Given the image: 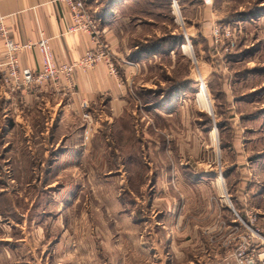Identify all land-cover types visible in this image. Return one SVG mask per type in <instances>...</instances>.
Returning a JSON list of instances; mask_svg holds the SVG:
<instances>
[{"label":"rangeland","instance_id":"1","mask_svg":"<svg viewBox=\"0 0 264 264\" xmlns=\"http://www.w3.org/2000/svg\"><path fill=\"white\" fill-rule=\"evenodd\" d=\"M209 1H212L209 3L213 12H221L218 21L228 23L211 22L212 15L201 14L202 9L196 11L191 4L182 7L175 1L178 9L173 4L174 20L178 32L186 39L185 44L189 43L188 49L183 47L180 52L171 53L169 61L165 63L166 70L158 68L160 58L153 61L154 64L150 65L151 75L144 77L148 80L144 82V87L154 91L160 85L164 88L172 85L166 78H176L177 81L189 76L193 78L192 87L198 91L193 94L187 91L180 93L171 112L156 113V107L147 111L146 104L135 92L129 99V106L117 119L103 116L94 122L93 117L91 124L94 126L95 123V128L86 127L88 122L85 120L75 119L77 122L74 125L77 127L71 128V135L57 142L58 146L56 142L54 144L57 148L65 146L66 153L52 170L28 179L31 184L22 187L21 194L27 189L26 198L19 202L22 206L16 211L11 198L0 202V264H123V261L140 264L144 248L150 246L145 241L146 233L148 229L154 230L149 219L162 216L164 209H167L164 205L168 206V202L174 198L187 204L183 211L194 216L205 215L201 202L206 199L216 205L212 210V214L216 215L220 209L228 210L220 206L221 203L225 205L221 195L226 190L238 212L241 210L238 204L246 199L254 212L264 213V156L256 154L257 150L264 153V132L257 137V131H264V126L260 128L257 121L243 120L238 116L240 112L256 116L255 111L264 108L261 105L264 102V83L260 84L264 75V15L253 20L229 16L234 10H247L257 0ZM191 2L208 4L206 0ZM225 2L228 3L226 7ZM191 26L192 30L189 28ZM194 26L199 34L192 38L190 35L194 33ZM217 26H221V30L229 27L234 32L231 38L218 45L214 43L212 35L213 28ZM199 27L205 31L207 38L200 33ZM156 32L160 34L159 30ZM191 39L198 40L196 55ZM198 45L202 49V57H198ZM252 49L253 53L249 51ZM245 51L250 53L243 55ZM213 52L220 53L231 77L236 71L243 75V68H257V73L249 75L246 84L242 83L244 79L237 80V83L228 76L229 84L235 85V94L241 90L246 94L257 90L258 94L248 95L245 100L253 99L252 102L236 106L235 111L231 103H227L228 95H223L221 103H224L225 109L220 118L215 115L217 101L207 88L212 75H207L205 65ZM229 54L233 61H228L227 57L224 59L223 56ZM187 58L190 60L188 64ZM216 64L213 65L217 71L213 78V93L221 91V82L223 84L220 75L222 69H217ZM164 71L167 75L163 79L164 75L160 73ZM203 83L211 110L205 106L200 92ZM245 87L255 89L249 92ZM160 99L161 96L152 99L151 105L158 104ZM205 116L210 117V130V126L205 124ZM225 118L229 131L217 127L215 130L213 123ZM232 124L237 127L232 128ZM57 131L56 140L62 129ZM243 134L250 138L245 143L246 153H240L241 147L233 143L234 135ZM229 137H232L230 144L235 155V150H240L235 159L230 158L232 151L228 153L222 147L223 141L226 144ZM246 155L248 160H244ZM172 165L174 175L177 172L181 183L190 184V187L182 190L175 176L169 180L164 173L160 177L159 170ZM186 173L193 174L192 178L186 177ZM220 173V177H223L221 181L218 180ZM224 173L227 174L226 178ZM249 177L252 179L245 190L251 189V192L240 195L241 187L244 188V181ZM158 179L161 184L159 188L155 186ZM197 180L198 184H195ZM165 183L169 189L164 192ZM174 185L181 191L177 190L178 197L174 195ZM150 199V209L147 210ZM194 201L198 202V208H192ZM18 213H23L24 217H19ZM223 215L230 219L234 217L231 211ZM260 223L263 221L260 220Z\"/></svg>","mask_w":264,"mask_h":264},{"label":"crops","instance_id":"2","mask_svg":"<svg viewBox=\"0 0 264 264\" xmlns=\"http://www.w3.org/2000/svg\"><path fill=\"white\" fill-rule=\"evenodd\" d=\"M83 1L88 12L98 18L97 27L110 50L115 73H109L107 65L100 62L86 71L75 68L72 76V89L66 88V81L63 78L57 85L43 83L41 85L32 84L29 87L12 88L4 81L5 47L4 38L0 34V192L5 193V197L3 200L0 199V202H4L6 198H11L14 200L12 205L16 211L18 207L22 206L19 204L20 200L26 198L27 189L23 190L24 197V193L21 194V192L22 187L31 184L28 179L38 173H47L52 170L58 160L66 153L64 151L65 146V148L63 146L57 148L54 144L56 142L55 145H57V142H62L64 137L67 139L71 135L72 127H77L74 125L75 122L82 119L88 122L86 127L93 128L95 126V123L94 126L91 124L93 117L94 122L99 121L103 116H106L107 119H117L129 106V99L133 93L141 90V92L153 91L144 87V82H148L144 77L149 75L150 65L154 64L153 61L158 60L159 57L151 58V55L134 54L136 46L132 39L135 38L136 33L142 30L140 22L131 25L132 20L129 11L133 8L135 1ZM210 3L199 5L189 2L187 5L186 3L183 4L182 7L191 4L196 11L202 9L201 14L212 15L211 22H217L218 18H221L219 17L221 12H216V10L213 12ZM227 5L228 3L225 2L224 6ZM125 9L127 13L123 15ZM0 18L7 28L9 38L19 44L35 43L42 35L48 37L56 63H72L93 46L89 34L67 32V27L72 23V19L68 6L59 0H0ZM147 22H151V20H147ZM189 28L192 30V26ZM193 30V35H190L192 38L199 34L197 27L194 26ZM200 33L206 37L205 31L200 29ZM198 54V57L203 56L200 45H198ZM40 62L41 56L36 47L25 48L18 53V65L21 69L27 68L32 73H36L40 68ZM215 63H217L215 66L217 69H222V73H220L223 81V84L221 82V92L228 95L227 102L231 103V108L235 111L236 106L243 104L235 99L247 92L241 90L235 94L233 90L235 85L229 84L230 72L225 68L220 53L216 52L210 55L205 65L207 75H212L207 84L217 74L213 67ZM262 76L263 82L260 84L264 83V75ZM192 79L188 76L183 81ZM234 82L238 83L239 81ZM242 83L246 84V79ZM245 89L250 92L255 87H245ZM160 96L162 99L159 101V106L153 108L154 111L157 109L159 113L162 111L171 112L173 104H176L174 102L179 99V95H176L170 102L163 94ZM261 105L264 107V102ZM159 108L161 111H158ZM150 110L147 109V111ZM85 114L88 116L87 118L84 117ZM238 116L241 117L240 114ZM248 121H257V125L261 128L264 126V114L257 116V119ZM231 126L232 128L237 127L236 124ZM58 129H62V133L56 140L55 134ZM64 129L67 130L64 131ZM263 132L262 129H259L257 137ZM249 139L244 134L242 136L234 135L233 143H237L242 150L240 152L234 148L236 155L232 151L230 158L235 159L236 156H239V152L246 153L244 147H246L245 143ZM260 154L264 156L263 152L257 150V156ZM244 160H248L247 155ZM174 169L172 165L159 170L160 177L165 173L169 180L173 179L175 176ZM180 169L182 168L180 167ZM176 174L175 177L181 184L179 186L182 190L190 187V184L181 183L180 176L177 172ZM180 175L182 176V174ZM186 175L189 178L193 176L190 173H186ZM220 176H222L221 173ZM250 176L252 175L250 174ZM251 179V177L246 178L244 188L241 187L240 195L250 194L251 189L246 191L245 186ZM186 180L189 183L187 178ZM198 181L195 184H198ZM155 183V186L161 187L159 179ZM167 185L166 183L163 185L162 190L164 192L169 189ZM175 188L173 189L174 195L178 197L177 190L178 192L181 191L176 186ZM150 201L151 199L148 201L147 210L150 209ZM185 205L187 204L174 198L173 201L168 202V206L164 205V208L167 207V209H164L162 216H159L158 219H149L154 230L148 229L146 233L145 241H148L150 246L144 248L140 264H211L228 255L230 248L223 244L224 238L230 231L228 227L232 224V219L223 215L224 212H230L228 207L221 203L220 206H224L228 210L220 209L218 214L213 215L212 210L216 205L210 204V201L205 199L201 202V207L205 209L203 210L205 215L194 216L183 211ZM238 205L241 206L239 211L242 212L241 215H244V211L247 209H251L246 199ZM192 208H198L197 201L192 203ZM258 214L259 223L262 220L263 223L260 224L263 225L264 213L258 212ZM18 216L23 218L24 214L18 213ZM123 264L134 263L123 261Z\"/></svg>","mask_w":264,"mask_h":264},{"label":"built area","instance_id":"3","mask_svg":"<svg viewBox=\"0 0 264 264\" xmlns=\"http://www.w3.org/2000/svg\"><path fill=\"white\" fill-rule=\"evenodd\" d=\"M59 1L65 3L70 11L72 23L67 27V32L89 34L93 46L72 63H56L48 37L42 35L35 43L19 44L9 38L7 28L0 18V34L4 38L5 47L3 76L5 83L12 88L43 83L57 85L63 78L66 81V88L72 89V76L75 68L86 71L100 62L107 65L109 73H115L110 50L97 27L98 18L88 12L83 0ZM206 2L210 1L206 0ZM173 4L177 8L175 1ZM220 27L213 28V41L216 45L223 44L226 38H231L234 34L229 27H223L222 30ZM31 47H36L41 56L40 68L36 73H32L27 68L21 69L18 65V53ZM84 117L88 116L85 114ZM221 199L234 216L232 224L228 227L230 231L223 240V244L230 249L226 257L211 264H264V224L259 223L258 212L247 209L244 211V215H241L234 208L226 190L222 193Z\"/></svg>","mask_w":264,"mask_h":264},{"label":"trees","instance_id":"4","mask_svg":"<svg viewBox=\"0 0 264 264\" xmlns=\"http://www.w3.org/2000/svg\"><path fill=\"white\" fill-rule=\"evenodd\" d=\"M133 8L129 11L131 14V25L136 24L140 22L142 24V30L139 33H136V36L132 41L135 44L134 48V54H146V55H151V58H154L158 56L161 60V63L158 65V68L161 70H166L165 69V63L169 61L171 53H178L183 49V45L185 44L186 39L184 38L183 35H181L178 32V28L176 27V22L174 20V9H173V3L174 0H134ZM178 5H183L185 3H189L192 0H175ZM254 7V8H253ZM235 12L229 15L230 17H233L234 19H246V20H253L255 17L257 18L260 15H264V0H257V3L255 5L249 7L247 10L244 9V11L240 10H234ZM127 13V10H124L123 15ZM228 16V17H229ZM139 20V21H138ZM147 20H151V22H147ZM223 21L224 23H228L225 20H219L218 22L221 23ZM228 21V20H227ZM156 30H159L160 34L156 32ZM202 40V39H201ZM193 45V51L196 55L197 52V44L198 40L195 41L194 39H191ZM205 41V40H202ZM196 46V47H195ZM254 49L249 50L251 53H253ZM249 51H245L243 55H248L250 53ZM186 56V55H183ZM230 54L225 55L224 59L227 57L228 61H233L230 58ZM188 59V58H187ZM190 62L188 59L187 64ZM235 62V61H234ZM157 65H155L156 67ZM151 68V67H150ZM152 69H150L151 71ZM242 73H237V71L234 73L232 80L237 81L240 79H247L249 75L257 73V68H252V69H242ZM240 72V71H238ZM149 75H151V72H149ZM160 75H164L163 79L165 78V75H167L166 71L164 73H160ZM220 78V77H219ZM181 79L176 78H170L166 81L170 82L169 87H159V89H156L154 91H149L148 93L144 92H137L136 95L137 97L141 98L146 104V109H153L157 106H159V103L156 105H151L152 99H157L160 97V95L164 94L165 98L167 101L173 100L176 95H179L180 93H184V91H187V93H196L198 89H195L192 87L193 80H186V81H180ZM213 80L207 84V87L211 91V94L214 95V99L217 101L216 104V111L215 115L216 118L221 115H224V103H221V97L225 95L221 91H217L213 93L215 85H212ZM186 84V85H185ZM159 86V85H158ZM244 88V87H243ZM220 92V93H219ZM257 95L258 92L257 90L244 94L237 99H235L237 102H242L243 104L252 102L253 99H247L248 95ZM255 101V99H254ZM228 103V102H227ZM156 113H159L155 111ZM257 115L255 116L254 114H250V116L246 115L247 113H242L240 112V116L243 120H254L257 119V116L262 115L264 113V109H259L257 111ZM215 118V119H216ZM205 124H208V127L210 130L212 128L211 126V121L210 117L205 116ZM214 126L217 127V129H223L227 128V122L226 118L225 119H219L217 123H213ZM229 127V126H228ZM205 127V131H207ZM230 128V127H229ZM232 137H229V140H227L226 144H224V141L222 143V147L224 150H228V153L232 151V147L230 144V140ZM257 154V153H256ZM225 178L227 177V174L224 173ZM155 181V180H154ZM153 181V183H154ZM5 197L4 192H0V199L3 200Z\"/></svg>","mask_w":264,"mask_h":264},{"label":"bare ground","instance_id":"5","mask_svg":"<svg viewBox=\"0 0 264 264\" xmlns=\"http://www.w3.org/2000/svg\"><path fill=\"white\" fill-rule=\"evenodd\" d=\"M188 46H189V43H188V45H186V44L183 45V47L186 48V49H188ZM198 71H199V70H198ZM198 73H199V76H200V72H198ZM202 82H203V79H202V77H200V84H202ZM200 84H199V85H200ZM200 92L202 93V96H203V100H204V104H205V106H206L209 110H211L210 99H209V97H208L207 90H206V86H204V83H203V86L201 85V87H200ZM221 178H222V177H218V180L221 181Z\"/></svg>","mask_w":264,"mask_h":264},{"label":"water","instance_id":"6","mask_svg":"<svg viewBox=\"0 0 264 264\" xmlns=\"http://www.w3.org/2000/svg\"><path fill=\"white\" fill-rule=\"evenodd\" d=\"M215 130H216V126H215Z\"/></svg>","mask_w":264,"mask_h":264}]
</instances>
